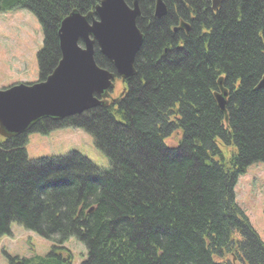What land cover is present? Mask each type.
Here are the masks:
<instances>
[{"label":"trees","instance_id":"trees-1","mask_svg":"<svg viewBox=\"0 0 264 264\" xmlns=\"http://www.w3.org/2000/svg\"><path fill=\"white\" fill-rule=\"evenodd\" d=\"M134 1L143 44L117 98L0 136V238L16 224L50 242L45 256L9 264H72L70 238L85 248L80 264H264V244L234 194L246 168L264 162V0H220L216 9L211 0H161V19L156 0H124ZM99 2L0 0V12L36 17L44 80L60 59L62 20ZM94 59L112 71L97 48ZM66 127L91 135L108 167L75 152L27 158V133Z\"/></svg>","mask_w":264,"mask_h":264},{"label":"water","instance_id":"water-1","mask_svg":"<svg viewBox=\"0 0 264 264\" xmlns=\"http://www.w3.org/2000/svg\"><path fill=\"white\" fill-rule=\"evenodd\" d=\"M219 1L211 0L212 9ZM166 13L165 4L156 0L154 18ZM139 15L136 1L129 7L124 0H100L91 14L65 17L58 29L60 59L52 72L42 81L0 89V136L24 133L43 118L62 120L107 106L114 79L129 80L135 74V57L143 44ZM179 28L188 32L187 24ZM95 48L112 71L96 65ZM263 87L264 78L258 85ZM226 95L221 91L215 96L222 111Z\"/></svg>","mask_w":264,"mask_h":264},{"label":"rangeland","instance_id":"rangeland-1","mask_svg":"<svg viewBox=\"0 0 264 264\" xmlns=\"http://www.w3.org/2000/svg\"><path fill=\"white\" fill-rule=\"evenodd\" d=\"M42 40L41 26L32 13L20 8L0 12V89L37 82V52ZM119 82L113 83L110 100L121 92ZM174 143V139L168 140L170 146ZM25 150L29 160L75 152L99 168L108 167L107 158L94 146L92 136L81 129L66 127L47 134L27 133ZM234 194L237 205L264 244V162L246 168L238 177ZM64 246L73 255L72 264L86 259L84 246L74 238L68 239ZM49 250L50 242L12 224L10 235L0 238V264H9V257L45 256Z\"/></svg>","mask_w":264,"mask_h":264},{"label":"flooded vegetation","instance_id":"flooded-vegetation-1","mask_svg":"<svg viewBox=\"0 0 264 264\" xmlns=\"http://www.w3.org/2000/svg\"><path fill=\"white\" fill-rule=\"evenodd\" d=\"M37 81H42V80H39V78H38V80H37ZM107 99H108V101H109V100H110V97L108 96V97H107Z\"/></svg>","mask_w":264,"mask_h":264}]
</instances>
